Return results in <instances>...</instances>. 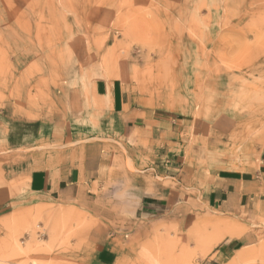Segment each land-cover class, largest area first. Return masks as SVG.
<instances>
[{"label":"rangeland","instance_id":"1","mask_svg":"<svg viewBox=\"0 0 264 264\" xmlns=\"http://www.w3.org/2000/svg\"><path fill=\"white\" fill-rule=\"evenodd\" d=\"M154 119L188 124L151 141L135 128ZM55 136L100 145L67 200L27 185L64 148ZM263 147L264 0H0V264H211L224 223L190 180L144 170ZM145 195L158 214H142ZM258 230L235 264H264Z\"/></svg>","mask_w":264,"mask_h":264},{"label":"crops","instance_id":"2","mask_svg":"<svg viewBox=\"0 0 264 264\" xmlns=\"http://www.w3.org/2000/svg\"><path fill=\"white\" fill-rule=\"evenodd\" d=\"M157 124L159 129L155 128ZM187 124L178 119L164 122H157L154 119L148 120V125L137 127L135 130L144 131L151 141H155L154 134L160 132V139L175 143L173 139L175 136L184 135ZM7 138L5 141L9 143ZM65 138L66 136L53 138L55 146L64 144V148L55 149L58 154L53 155L52 165L32 172L27 184L30 195L44 199L67 200L75 197L84 180L91 181L95 177L102 163L98 157L100 145L86 141L78 143L74 150L66 148ZM39 141L40 138L36 146ZM67 149L71 151L65 154ZM61 157L66 158L65 161H61ZM180 158L178 161L172 157L162 164L149 162L148 166L151 167L144 170V173L162 179L177 180L180 184L190 180L198 191V201H202V204L216 214L217 221L225 224L220 228L226 234L213 250L212 253L215 255L210 260L211 264L237 263L238 254L243 255L247 248L257 245L260 234L258 229H263L264 233V147L259 160L245 158L241 162L220 155L207 156L206 165L201 171L189 168L194 159L188 160L187 154L181 155ZM141 205L142 214L154 216L165 204L161 198L145 195ZM188 220L187 215L181 219V224H187Z\"/></svg>","mask_w":264,"mask_h":264}]
</instances>
